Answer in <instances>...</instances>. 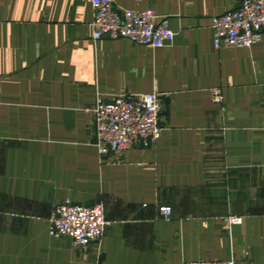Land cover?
I'll use <instances>...</instances> for the list:
<instances>
[{
  "label": "crops",
  "instance_id": "0c3cea01",
  "mask_svg": "<svg viewBox=\"0 0 264 264\" xmlns=\"http://www.w3.org/2000/svg\"><path fill=\"white\" fill-rule=\"evenodd\" d=\"M112 1L153 9L171 47L94 42L91 0H0V264H264V32L215 49L212 18L241 0ZM146 93L159 140L100 157L87 110ZM65 201L104 205L98 244L49 237Z\"/></svg>",
  "mask_w": 264,
  "mask_h": 264
},
{
  "label": "built area",
  "instance_id": "2783aa9c",
  "mask_svg": "<svg viewBox=\"0 0 264 264\" xmlns=\"http://www.w3.org/2000/svg\"><path fill=\"white\" fill-rule=\"evenodd\" d=\"M93 8V41L126 40L136 46L162 49L171 47L175 34L157 21L153 9H118L112 0H91ZM215 49L227 47L248 49L264 32V0H241L238 8L212 18ZM212 101L221 104L220 90L213 91ZM161 96L157 93L121 95L112 99H97L87 110L93 117L94 136L100 157L132 149L150 148L159 140L161 127ZM264 129V128H263ZM164 219L171 216L170 208H161ZM240 225L241 219L230 218ZM49 237L67 238L76 249L96 245L105 235L109 223L101 202L77 205L65 201L53 208L49 219ZM182 264H237L227 261H193Z\"/></svg>",
  "mask_w": 264,
  "mask_h": 264
},
{
  "label": "water",
  "instance_id": "95a60500",
  "mask_svg": "<svg viewBox=\"0 0 264 264\" xmlns=\"http://www.w3.org/2000/svg\"><path fill=\"white\" fill-rule=\"evenodd\" d=\"M92 142L96 145L97 141H96V137L95 136L93 137V141Z\"/></svg>",
  "mask_w": 264,
  "mask_h": 264
},
{
  "label": "rangeland",
  "instance_id": "374dc122",
  "mask_svg": "<svg viewBox=\"0 0 264 264\" xmlns=\"http://www.w3.org/2000/svg\"><path fill=\"white\" fill-rule=\"evenodd\" d=\"M160 210V209H159ZM171 217V216H170ZM230 220V219H229Z\"/></svg>",
  "mask_w": 264,
  "mask_h": 264
}]
</instances>
